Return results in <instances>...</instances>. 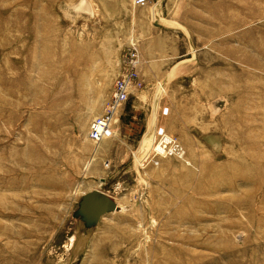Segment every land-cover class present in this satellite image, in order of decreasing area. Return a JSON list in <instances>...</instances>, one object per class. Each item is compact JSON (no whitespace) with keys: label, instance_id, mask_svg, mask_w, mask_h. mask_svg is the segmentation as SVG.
I'll return each mask as SVG.
<instances>
[{"label":"rangeland","instance_id":"obj_1","mask_svg":"<svg viewBox=\"0 0 264 264\" xmlns=\"http://www.w3.org/2000/svg\"><path fill=\"white\" fill-rule=\"evenodd\" d=\"M97 189L121 210L91 224ZM0 264H264V0H0Z\"/></svg>","mask_w":264,"mask_h":264},{"label":"built area","instance_id":"obj_2","mask_svg":"<svg viewBox=\"0 0 264 264\" xmlns=\"http://www.w3.org/2000/svg\"><path fill=\"white\" fill-rule=\"evenodd\" d=\"M153 0H133L135 6L144 7L152 3ZM142 59L138 47H132L126 55L125 67L122 74L115 82V93L108 104L106 112L92 120L89 128V139L95 143H101L113 123L119 110L130 98L131 93L143 87L141 79ZM157 157L174 156L183 158L185 150L182 145L170 134L163 132L158 137V142L154 147Z\"/></svg>","mask_w":264,"mask_h":264},{"label":"water","instance_id":"obj_3","mask_svg":"<svg viewBox=\"0 0 264 264\" xmlns=\"http://www.w3.org/2000/svg\"><path fill=\"white\" fill-rule=\"evenodd\" d=\"M121 210L114 196L102 191L94 190L85 193L80 202V213L87 223H97L108 212Z\"/></svg>","mask_w":264,"mask_h":264},{"label":"bare ground","instance_id":"obj_4","mask_svg":"<svg viewBox=\"0 0 264 264\" xmlns=\"http://www.w3.org/2000/svg\"><path fill=\"white\" fill-rule=\"evenodd\" d=\"M153 12H154V15L157 16V17L160 16V14H161V13L159 14L157 8H155V9L153 10ZM161 19H162V18H161ZM165 19H166V18H165ZM165 23H166V22H165ZM170 25H171V24H170ZM132 42H133V41H132ZM175 70H176V68H175ZM175 70H173V71L170 73V77H173V76L176 74V73H175ZM112 124H113V123H112ZM112 124H111L110 128L108 129V131H107L105 137H106L107 135H115V131L113 130ZM154 130H155V129H154ZM150 136H151V135H148V136L145 137L144 145H146V147H147V146H148V147L151 146V142H152V141L150 142V139H151ZM108 137H109V136H108ZM104 139H105V138H104ZM104 139H103V140H104ZM146 149H147V148H145V149H143V150H146ZM147 152H148V151H146V152H144V153L141 152V153H140V156L142 157V156H143L144 154H146ZM141 157H140V158H141ZM137 160H138V159H137Z\"/></svg>","mask_w":264,"mask_h":264}]
</instances>
